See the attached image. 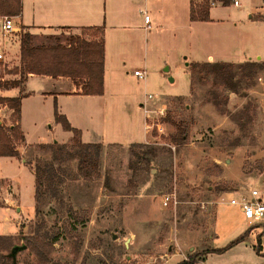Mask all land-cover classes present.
I'll return each instance as SVG.
<instances>
[{
  "label": "rangeland",
  "instance_id": "1",
  "mask_svg": "<svg viewBox=\"0 0 264 264\" xmlns=\"http://www.w3.org/2000/svg\"><path fill=\"white\" fill-rule=\"evenodd\" d=\"M237 1L211 8L210 21L192 22L187 0H134L148 12L151 31L106 27L101 99L54 98L40 76L23 90L14 86L17 41L31 30L9 36L0 98H20L23 140L15 141L16 159L0 158V178L19 189L22 213L10 240L0 241L1 253L27 246L32 236L53 241L50 257L60 264H176L191 253L198 254L195 264H264V219L248 223L229 204L252 189L264 199V0ZM139 40L147 41L146 54ZM224 69L232 74L227 81ZM55 112L79 130L81 143L102 145L98 159L90 155L95 169L91 162L84 168ZM11 114L0 103V124L11 125ZM179 127L185 143L175 145ZM55 142L80 153L61 151L54 160L55 150L39 144ZM50 162L56 176L35 199L34 166ZM172 193L176 207H163L162 196ZM14 264L40 263L27 246Z\"/></svg>",
  "mask_w": 264,
  "mask_h": 264
},
{
  "label": "trees",
  "instance_id": "2",
  "mask_svg": "<svg viewBox=\"0 0 264 264\" xmlns=\"http://www.w3.org/2000/svg\"><path fill=\"white\" fill-rule=\"evenodd\" d=\"M224 5H227L230 0H222ZM20 0H0V14H8L9 16L17 15L19 13ZM190 20L191 21H210L209 10L203 5L197 12H194L190 8ZM65 41V42H64ZM64 43L60 38L54 39L53 43L49 44H34L32 42V36L29 33L22 34L19 41V61L18 65L13 69L12 74H19V83H23L25 77L28 74L56 77H68L74 81V83L80 86L82 95L99 96L103 93V72H104V39L103 29L98 28H81L80 32L75 35H70L64 38ZM191 66L195 69L201 67L199 63H193ZM218 66V65H217ZM247 68L253 66L251 63H247ZM223 69V68H222ZM248 70V69H246ZM224 78L226 81L232 76L231 72L226 69ZM0 103L5 104L10 110H12L11 118L13 122L8 127H4L0 124V157H14L19 156V152L15 146V141L23 140V133L20 128V98H0ZM56 119L62 123L65 130L72 132L73 146L80 148L82 152V161L84 168L88 162L92 163V167L95 169L96 162L92 161L94 155L98 159L99 151L101 149L100 143H81L80 132L78 129L72 128L66 121L64 116L55 112ZM186 131L184 128H177L171 140L175 145H181L185 143ZM43 148H53L56 155L53 159H57L59 152L66 150V146L61 143L39 144ZM74 151L67 152L69 158L77 157L80 153ZM92 158V159H91ZM59 159V157H58ZM60 160V159H59ZM34 180H35V199L39 194V190L45 187L51 178L55 175L54 162L36 164L34 166ZM245 232L236 242L243 240L247 235ZM10 237L0 235V241H9ZM28 247L36 255L40 264H60L53 261L50 257V249L53 241H41L28 237ZM54 240V239H53ZM234 243V242H233ZM15 245H11V248ZM25 245V247L27 248ZM213 251V250H212ZM222 250H214L213 252H221ZM257 251H260L258 245ZM10 252V251H9ZM10 257L7 254L0 252V264H7V260ZM198 259V254L191 253L185 260H181L176 264H195ZM67 264V263H64Z\"/></svg>",
  "mask_w": 264,
  "mask_h": 264
},
{
  "label": "crops",
  "instance_id": "3",
  "mask_svg": "<svg viewBox=\"0 0 264 264\" xmlns=\"http://www.w3.org/2000/svg\"><path fill=\"white\" fill-rule=\"evenodd\" d=\"M134 0H20L19 13L17 15H11L13 18H17L21 28H29L31 31L27 32L32 36V42L39 44H48V41H52L56 38L64 41V38L75 35L76 33L69 34V31L80 32L81 28H98L103 29L104 39V72H103V93L95 97L102 98L105 94V79H106V58L107 49L105 41L106 27H114L118 31H123L128 35H131L134 29H141L143 32H150V22L147 24L148 29H144V21L141 18L142 7L136 5L133 7ZM187 16L190 20V2L187 0ZM159 10L158 6H154L152 11ZM146 12V11H145ZM148 13V12H146ZM3 15V14H0ZM8 15V14H5ZM209 19L210 13H209ZM195 22V21H192ZM44 31H53L50 33H44ZM58 31V32H57ZM78 32V33H79ZM16 33H13L14 35ZM145 37V34H144ZM19 41L18 42V56L16 58L17 65L19 61ZM62 41V42H63ZM15 42V41H14ZM141 43L144 54L147 53V41L139 40ZM64 43V42H63ZM124 43V42H122ZM124 53L120 52L118 59L123 61ZM125 62V61H124ZM40 76L43 77L49 84V91L46 94H50L57 98L59 96L78 95L81 92L80 86L76 85L73 80L68 77H56L28 74L25 77L24 82L21 85L22 90L26 86L28 78ZM20 88V89H21ZM21 107V102H20ZM81 136V134H80ZM104 141V140H103ZM102 142V141H101ZM105 142V141H104ZM98 143V142H89ZM1 158V157H0ZM14 158V157H5ZM16 159V158H14ZM23 163V160L21 161ZM24 164V163H23ZM5 183L4 186L1 184ZM9 190L11 191L9 193ZM19 189L12 187V182L9 179L0 178V234L10 236L14 234L18 220L16 216H20L22 213L21 206L17 204L15 199L18 196ZM241 213V211L239 210ZM15 222V223H14ZM18 229V228H17ZM203 256V255H202ZM201 256V258H202Z\"/></svg>",
  "mask_w": 264,
  "mask_h": 264
},
{
  "label": "built area",
  "instance_id": "4",
  "mask_svg": "<svg viewBox=\"0 0 264 264\" xmlns=\"http://www.w3.org/2000/svg\"><path fill=\"white\" fill-rule=\"evenodd\" d=\"M190 8L194 12H197L203 5H205L208 10L213 7L223 5L222 0H189ZM233 6H239L237 0H230ZM143 16V21L145 23L144 29H148L147 24L149 23V17L145 11H141ZM12 16L9 15H0V65L4 62V45L7 44V39L13 33H17L19 28L14 24ZM133 75L138 79H144L146 77L145 70H135ZM150 98V95H148ZM177 200L175 195L166 194L161 198V205L163 207H170L174 209L176 207ZM230 205L238 206L239 210L243 214L244 218L248 223H258L264 219V199L259 195V192L256 189H252L247 196H240L238 199H231L229 201ZM204 204H202L203 206ZM172 256H179L178 253L173 254ZM187 259L183 257L181 260Z\"/></svg>",
  "mask_w": 264,
  "mask_h": 264
},
{
  "label": "water",
  "instance_id": "5",
  "mask_svg": "<svg viewBox=\"0 0 264 264\" xmlns=\"http://www.w3.org/2000/svg\"><path fill=\"white\" fill-rule=\"evenodd\" d=\"M165 71H167V68H165ZM169 81H172V79L170 78ZM24 249H26L25 245H15L11 248L10 252L8 253V256L11 258L12 264H14L15 257L18 251H21Z\"/></svg>",
  "mask_w": 264,
  "mask_h": 264
}]
</instances>
